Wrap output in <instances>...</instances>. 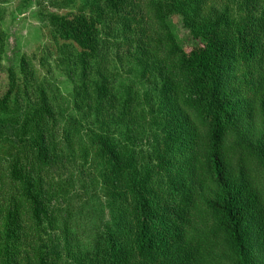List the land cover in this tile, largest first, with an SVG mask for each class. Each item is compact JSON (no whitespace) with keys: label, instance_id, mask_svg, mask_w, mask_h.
<instances>
[{"label":"trees","instance_id":"16d2710c","mask_svg":"<svg viewBox=\"0 0 264 264\" xmlns=\"http://www.w3.org/2000/svg\"><path fill=\"white\" fill-rule=\"evenodd\" d=\"M50 1L72 114L6 68L0 264H264V0Z\"/></svg>","mask_w":264,"mask_h":264},{"label":"rangeland","instance_id":"374dc122","mask_svg":"<svg viewBox=\"0 0 264 264\" xmlns=\"http://www.w3.org/2000/svg\"><path fill=\"white\" fill-rule=\"evenodd\" d=\"M38 1H41L39 5H37ZM31 2L34 7L23 11L24 13L22 14L17 13L15 9L22 5L23 0H9V2L0 3V20L4 23L3 27L8 36L5 55L2 56L0 62V89L5 87L7 81L6 68L11 65L15 66V62L18 61L19 56H27L31 59L32 67L36 70L34 82L37 81V83L42 84L50 97V101L58 103L55 106L56 113L59 120L63 122L68 117V114H72L69 106L72 88L71 80L78 81V76L76 73L65 74L62 72L66 61L61 58L58 60L56 57L59 55V48L63 47L65 43L61 41L55 42L50 37L46 18L39 15L38 8L50 13L55 11L61 13L63 10H56V7L52 5L50 0H31ZM82 3L84 4L85 2L82 1ZM70 10H75V8ZM13 12L16 15H13ZM30 94H32V91ZM20 110L17 116L23 117L25 112H23V109ZM13 130L11 126L5 127L0 125L1 154L9 149V146L5 145L3 140L7 136L11 139L14 135ZM144 137L133 135V138H137L133 141L136 151L143 152L144 150H148L150 144L153 143L151 139L148 140ZM65 176H68L67 187L69 189H66L67 197L71 198L68 203L72 204L82 194V181L74 173H69Z\"/></svg>","mask_w":264,"mask_h":264}]
</instances>
